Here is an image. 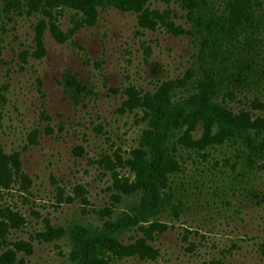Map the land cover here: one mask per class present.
I'll list each match as a JSON object with an SVG mask.
<instances>
[{
  "label": "rangeland",
  "instance_id": "1",
  "mask_svg": "<svg viewBox=\"0 0 264 264\" xmlns=\"http://www.w3.org/2000/svg\"><path fill=\"white\" fill-rule=\"evenodd\" d=\"M139 1L0 0V256L12 264H67L62 228L129 211L155 97L201 87L202 34L181 1ZM234 52L215 118L174 119L167 210L115 233L101 264H264V155L236 130L264 138V28Z\"/></svg>",
  "mask_w": 264,
  "mask_h": 264
},
{
  "label": "trees",
  "instance_id": "2",
  "mask_svg": "<svg viewBox=\"0 0 264 264\" xmlns=\"http://www.w3.org/2000/svg\"><path fill=\"white\" fill-rule=\"evenodd\" d=\"M186 15L194 21L202 34L198 53V79L201 87L189 92L184 98L156 96L150 106V139L140 171L141 197L129 211L125 210L108 224L73 223L62 228V235L68 239L72 258L67 264H101L110 255V240L120 231L129 229L143 221L158 219L167 210L168 198L163 192L161 176L165 166L172 162V147L176 123L180 114H194L196 111L210 117L218 114L216 98L232 75L229 66L238 54L237 45L246 48L258 38L264 28V7L254 0H180ZM139 0H92L93 5H111L123 9H139ZM240 52V51H239ZM241 56V55H240ZM233 76V75H232ZM67 81L78 85L75 74L65 76ZM202 88V89H201ZM1 124V123H0ZM1 127V126H0ZM247 128L236 129L250 156L264 155V138L252 136ZM250 157V158H251ZM15 157L12 159L14 160ZM9 173V174H8ZM10 176L8 159L0 146V179ZM6 221L0 219V227ZM120 254H122L120 252ZM13 251L0 256V264H12Z\"/></svg>",
  "mask_w": 264,
  "mask_h": 264
}]
</instances>
